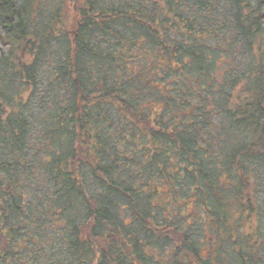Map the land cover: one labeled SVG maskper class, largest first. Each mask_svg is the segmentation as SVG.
Returning <instances> with one entry per match:
<instances>
[{
    "label": "trees",
    "instance_id": "16d2710c",
    "mask_svg": "<svg viewBox=\"0 0 264 264\" xmlns=\"http://www.w3.org/2000/svg\"><path fill=\"white\" fill-rule=\"evenodd\" d=\"M0 264H264V0H0Z\"/></svg>",
    "mask_w": 264,
    "mask_h": 264
},
{
    "label": "rangeland",
    "instance_id": "374dc122",
    "mask_svg": "<svg viewBox=\"0 0 264 264\" xmlns=\"http://www.w3.org/2000/svg\"><path fill=\"white\" fill-rule=\"evenodd\" d=\"M228 233L232 235L233 230H229ZM203 237H204L203 241H205L208 244H211L210 246L212 249L217 246L218 250H221L220 245L218 244L219 241H224L226 239L225 236H218V239L216 237L213 238L212 236H203Z\"/></svg>",
    "mask_w": 264,
    "mask_h": 264
}]
</instances>
